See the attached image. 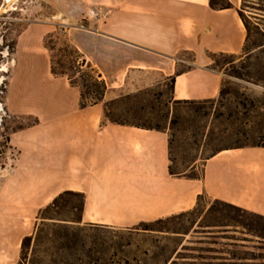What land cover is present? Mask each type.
Wrapping results in <instances>:
<instances>
[{"label": "crops", "instance_id": "crops-1", "mask_svg": "<svg viewBox=\"0 0 264 264\" xmlns=\"http://www.w3.org/2000/svg\"><path fill=\"white\" fill-rule=\"evenodd\" d=\"M97 1L105 16L69 46L104 82L101 101L82 107L80 87L52 73L46 48L17 45L3 108L31 122L8 136L15 157L0 181V264L16 263L40 210L63 192L82 194L78 224L92 228L128 230L204 199L264 217V146L223 148L204 160L199 177L173 176L168 129L106 117L108 105L154 87L167 86L172 103L216 99L222 75L212 56L243 54L240 0H229V9H212L209 0Z\"/></svg>", "mask_w": 264, "mask_h": 264}, {"label": "rangeland", "instance_id": "rangeland-1", "mask_svg": "<svg viewBox=\"0 0 264 264\" xmlns=\"http://www.w3.org/2000/svg\"><path fill=\"white\" fill-rule=\"evenodd\" d=\"M99 3L2 0L0 181L2 169L15 157L8 146L9 133L31 122L9 116L3 108L17 45H42L51 66L85 94L81 77L87 68L77 64L79 56L69 45L73 34L95 29L105 16L107 8ZM245 15L251 23L257 22L248 11ZM257 46L249 43L247 49L253 54L234 64H228L229 56H212L211 67L222 75L223 91L214 100L172 103L167 86L163 90L154 87L111 104L108 116L168 129L173 170L199 177L204 160L218 150L241 144L264 146V52L254 50ZM180 58L190 62L192 55L182 53ZM234 72L244 78L232 76ZM85 102H90L87 95ZM78 203L75 197L60 200L43 214L53 219L38 214L23 248L21 240L15 264H264V220L215 201L204 199L191 214L128 230L78 224L80 210L72 207Z\"/></svg>", "mask_w": 264, "mask_h": 264}, {"label": "trees", "instance_id": "trees-1", "mask_svg": "<svg viewBox=\"0 0 264 264\" xmlns=\"http://www.w3.org/2000/svg\"><path fill=\"white\" fill-rule=\"evenodd\" d=\"M1 3H2V0H0V4ZM209 6L212 9H229V8H233V5L231 4V2L229 0H220V1L219 0H209ZM236 11H237L238 16H239L240 20L242 21L243 26L245 28L246 38H245V43H244L243 54H242V56L240 58L235 59V56H230V55H225V54L217 55V56H229V58H231V62H229L228 64H234L236 61H242L245 58H249L253 54L252 51L247 49V45H249V43H251L252 45H258L254 50L260 51V52H264V0H240V7L237 8ZM246 11H248L250 16L252 18H254L257 22L251 23L250 17L245 15ZM73 51L75 52V54L77 56H79L77 61L80 60L79 61L80 63L77 62V64L79 66H82V67L84 66V67L87 68V71L85 72V76H83V78L81 77V79L83 81L82 87L85 90V94H83V93L81 94L80 105L82 107H84L87 104H95L98 101L102 100V96H103V93H104V90H105V84H104V82L102 80H99L94 75V73L90 69V66L86 65L85 61L81 59V57L78 54V52L76 50H73ZM51 70H52V73L55 74V75H66L64 72H57L52 66H51ZM232 76H234L236 78H239V79H243L244 78V75H242V74H240L238 72H234ZM71 83L72 84H77L76 82H73L72 79H71ZM170 83H171V88H172L173 78H171ZM222 94H223V91H222V87H221L219 96H221ZM85 95H87V98H90V102H88V103L85 102ZM182 102L187 103V102H195V101H182ZM109 106L110 105H108L107 108H106V117L109 120L113 121V122H118V123L122 122L120 120H116V119L110 118L108 116ZM241 106L245 107L244 104H241ZM140 125L143 126V127L153 128V129H156V130H163L162 128H160L158 126H150V125H143V124H140ZM248 146H257L258 147V146H263V145L241 144V145H236V146H232V147H228V148H242V147H248ZM170 161H171L170 174L173 175V176H181V175H183L182 173L175 172L173 170V166H172L173 159L171 158V140H170ZM186 177L195 179L198 176H186ZM67 197H75V198L79 199L78 205L77 206H72V207L74 209H79L80 213H81L82 204H83V196H82V194L75 193V192H63V193L59 194L46 208L40 210L39 215L43 216L44 212H46L47 210L55 207L60 200H62L64 198H67ZM215 202L220 204V205L231 207V208H233V209H235V210H237L239 212L250 214V215L258 217L261 220H264V217H262V216L247 212V211H245L243 209H240L238 207L232 206L230 204H227V203H224V202H221V201H215ZM195 209H197V207H195L194 209H192L190 211L183 212V213H180L178 215H174V216L167 217V218H164V219H158V220L152 221L150 223H152V224H161V223L167 222L168 220H170L172 218L178 217L180 215L191 214V213H193L195 211ZM41 218L42 219H53V218H46L44 216L41 217ZM79 220H80V215H79V219L77 221L78 223H79ZM29 238H30L29 236L23 238L22 244H21L22 248H23L25 242Z\"/></svg>", "mask_w": 264, "mask_h": 264}]
</instances>
